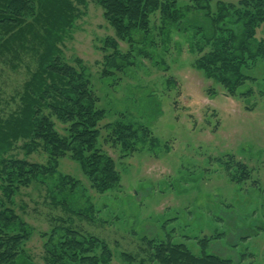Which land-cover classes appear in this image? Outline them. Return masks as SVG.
<instances>
[{
    "label": "rangeland",
    "instance_id": "rangeland-1",
    "mask_svg": "<svg viewBox=\"0 0 264 264\" xmlns=\"http://www.w3.org/2000/svg\"><path fill=\"white\" fill-rule=\"evenodd\" d=\"M83 1L73 0L80 17L61 49L68 63L82 62L97 107L106 112L97 146L115 160L120 185L100 193L76 154L61 158L55 175L39 176L16 198L31 231L27 260L46 264L40 235L68 227L103 240L113 251L111 264H127L123 254L131 255L134 264H155L145 243L169 238L197 256L264 264V58L243 69L249 80L229 96L221 84L193 67L187 39L201 45L202 32L191 29L185 36L184 25L177 32L168 27L172 38L167 44L155 39V30L149 34L153 42L148 34L133 32L129 44L116 36L95 0ZM177 1L185 6L190 0ZM240 1L210 0L209 5L217 13L220 4ZM236 21L231 14L224 26L236 28ZM109 39L116 50L107 46ZM255 39L264 44V23L255 30ZM37 67L27 52L16 59L0 58V119L19 109L24 86ZM54 121L58 133L67 136L70 124ZM119 123L138 131L139 150L126 152L115 137L109 138L116 136L112 130ZM14 154L41 165L50 161L42 150L27 155L18 149ZM228 155L252 170V180L228 179L222 165ZM63 175L70 177L65 184ZM64 234L61 230L56 235ZM205 238H210L207 246L201 242Z\"/></svg>",
    "mask_w": 264,
    "mask_h": 264
},
{
    "label": "trees",
    "instance_id": "trees-1",
    "mask_svg": "<svg viewBox=\"0 0 264 264\" xmlns=\"http://www.w3.org/2000/svg\"><path fill=\"white\" fill-rule=\"evenodd\" d=\"M209 1L190 0L185 6L177 0H95V3L116 36L129 44L133 32L147 36L155 30V39L160 37L165 44L172 38L168 27L177 32L184 25L185 36L191 29L202 32L201 45L187 39L188 49L195 57L193 67L233 96L249 80L243 69L264 58V44L255 39V30L264 23V0L222 3L217 13L211 11ZM200 13H204L202 23ZM231 14L237 17L232 25L236 28L224 26ZM79 17L73 0H0V58L10 55L16 59L21 52H27L38 66L24 86L19 109L7 119H0V264H33L27 260L25 251L31 231L23 220L25 209L22 207V213L18 211L16 198L22 190L31 188L39 176L55 175L59 160L67 154H76L98 192L106 193L120 185L115 160L97 146L102 133L99 122L106 112L97 107L91 78L81 61L73 65L63 58L61 47ZM157 22L161 25L157 26ZM151 37L149 40L153 42L154 36ZM107 42L111 50H116L114 40ZM54 119L70 124L67 136L58 133ZM137 132L132 126L119 123L112 130L117 139L114 135L109 138L115 137L114 142H121L123 149L132 153L139 150L135 147ZM18 149L27 155L42 150L50 161L48 165L31 163L14 154ZM222 165L232 183L253 178L252 170L233 155L226 156ZM68 178L63 175L62 184ZM77 184L73 182L74 189ZM61 230L65 234L57 238ZM40 237L44 239L46 264H111L114 259L113 251L103 240L68 227L51 228ZM209 241L210 238H205L201 242L207 246ZM145 246L146 249L149 246L150 260L155 264H234L214 254L197 256L171 238L148 241ZM122 258L127 264H134L131 255L123 254Z\"/></svg>",
    "mask_w": 264,
    "mask_h": 264
}]
</instances>
